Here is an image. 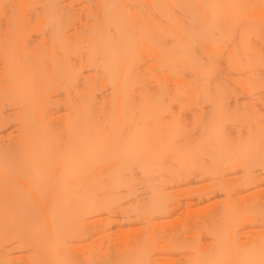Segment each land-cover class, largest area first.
Returning <instances> with one entry per match:
<instances>
[{
    "label": "bare ground",
    "instance_id": "obj_1",
    "mask_svg": "<svg viewBox=\"0 0 264 264\" xmlns=\"http://www.w3.org/2000/svg\"><path fill=\"white\" fill-rule=\"evenodd\" d=\"M0 264H264V0H0Z\"/></svg>",
    "mask_w": 264,
    "mask_h": 264
},
{
    "label": "rangeland",
    "instance_id": "obj_2",
    "mask_svg": "<svg viewBox=\"0 0 264 264\" xmlns=\"http://www.w3.org/2000/svg\"><path fill=\"white\" fill-rule=\"evenodd\" d=\"M180 196H182L181 198L184 197V198L188 199L185 195L183 196V195L181 194ZM187 196H188V195H187ZM188 197H189V196H188ZM176 198H177V196H176ZM178 198H180V197L178 196ZM184 198H183V201H182V202L185 201ZM194 198H195V196H194ZM194 198H193V199H194ZM193 199H192V200H193ZM179 200H180V199H179ZM192 200H189V202L187 201L189 204H186V203H185L184 205H186V206L190 205V204H191L190 202H192ZM193 201H194V200H193ZM174 202H175V201H174ZM176 202L178 203V199H177ZM182 202H179V204L176 203V207H174V209H173L174 212L178 213V208H177L178 206H177V205H179V208H182L181 210H185V209H186V206H184ZM185 202H186V201H185ZM181 203H182V204H181ZM180 204H181V205H180ZM182 205L185 207V209L182 207ZM172 206H174V203L172 204ZM172 206H171V207H172ZM172 208H173V207H172ZM175 209H176L177 211H176ZM171 210H172V209H171ZM173 210H172V211H173ZM180 212H181V211H180V209H179V213H180ZM179 213H178V214H179ZM178 214H176V215H178ZM179 215H180V214H179ZM250 222H251V223H255V222H252V221H249V222H246V221H245L244 223H245V224L248 223V224H246V225H247V227H250V224H251ZM240 224H241V223H240ZM246 225H245V226H246ZM245 226H244V227H245ZM247 227H245V230H241V231H246V230H247V229H246ZM242 228H243V226L239 228V232H241L240 229H242ZM252 228H253V227H250V230H251ZM248 230H249V229H248ZM253 230H254V229H253Z\"/></svg>",
    "mask_w": 264,
    "mask_h": 264
}]
</instances>
